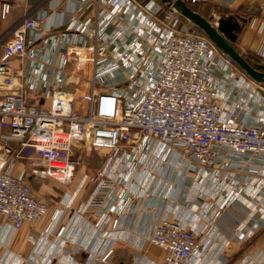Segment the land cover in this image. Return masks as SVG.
<instances>
[{"label":"built area","instance_id":"built-area-1","mask_svg":"<svg viewBox=\"0 0 264 264\" xmlns=\"http://www.w3.org/2000/svg\"><path fill=\"white\" fill-rule=\"evenodd\" d=\"M220 1L230 7L237 0ZM98 4L102 7L93 17L81 20L79 14L58 32L41 28L43 16L26 14L3 43L0 215L13 229L38 222L50 209L36 197L29 179L71 182L76 150L108 155L104 169L88 178L97 184L93 203L117 191L124 196L122 182L138 170L143 177L151 174L145 167L149 160L167 154L186 165L184 181L192 182L186 177L191 170L208 182L220 179V184L235 185L243 177L244 184H264V106L253 105L247 117L245 111L242 116L231 113L225 107L224 85L217 81L237 67L233 60L206 36L190 31L191 24L178 26V15L168 8L159 16L155 0ZM91 5V0H77V11L82 8L84 13ZM261 8L264 12V0ZM8 10L4 4L2 14ZM263 26L264 13L259 30ZM11 58L21 62L18 73L9 72ZM86 70L91 73L88 79L80 76ZM67 81L91 82L78 93L67 88ZM104 82L106 88H96ZM242 83L252 91L249 83ZM38 96L48 104L37 103ZM21 159L27 167L14 175L11 168ZM60 213L57 207L50 211L46 232ZM63 230L60 226L56 234L61 236ZM199 232L162 218L149 241L164 251L162 264H188L201 250ZM113 253L107 247L95 259L115 264ZM19 264L33 263L22 259Z\"/></svg>","mask_w":264,"mask_h":264},{"label":"crops","instance_id":"crops-1","mask_svg":"<svg viewBox=\"0 0 264 264\" xmlns=\"http://www.w3.org/2000/svg\"><path fill=\"white\" fill-rule=\"evenodd\" d=\"M91 2V7L80 13L77 0H0V56L3 43L24 15L43 16L41 28L58 32L79 14L81 20L93 17L102 5L99 0ZM211 2L216 6L215 17L233 15L240 23L244 21L235 42L237 48L264 59V26L262 30L258 27L264 13L263 0H237L230 7L220 0ZM4 4L9 10L2 14ZM252 20L256 23L251 24ZM8 67L9 72L18 73L21 62L11 58ZM80 76L88 79L90 70ZM36 102L47 105L48 99L38 96ZM87 155L89 159H85ZM167 156L169 169L162 159L149 160L152 163L145 167L151 174L143 177L140 170L136 171L130 181L121 183L124 196L117 191L99 203L91 201L97 184L88 178L104 169L106 157L92 159L87 153L78 161L77 173L69 183L31 177L36 197L45 200L50 211L57 207L61 213L48 232L45 228L50 211L38 222L23 223L19 229H13L0 215V264H19L22 259L33 264H100L95 256L107 247L113 248L115 264H162L164 251L149 241L155 223L162 218L200 231L197 239L201 250L188 264H264V184H258V180L246 186L230 182L224 188L220 179L199 180L191 170L186 171V177L192 182L184 181L186 165L179 164L176 155ZM27 164L24 159L15 161L12 173L19 175ZM240 185L245 190L238 193ZM60 226L64 230L58 236Z\"/></svg>","mask_w":264,"mask_h":264},{"label":"rangeland","instance_id":"rangeland-1","mask_svg":"<svg viewBox=\"0 0 264 264\" xmlns=\"http://www.w3.org/2000/svg\"><path fill=\"white\" fill-rule=\"evenodd\" d=\"M143 1L146 2L147 0H139V2H143ZM155 1L157 3H159V5H160V10L158 12V15L162 17L166 12V7L162 3H160L159 0H155ZM193 6H195V8H197L198 10L203 12L207 17H210L213 21L216 20V17L213 14V11H215L216 6L212 2L211 3L200 2L198 4H193ZM250 23H252V21ZM255 23H256V21H255ZM255 23H253V24H255ZM182 24L190 25L188 22H186L185 20H183L181 17L178 16V26H180ZM190 26H191L190 31H193L194 33H198L200 35H203L195 27H193L192 25H190ZM236 68H233L231 72L229 71L230 73L226 72L225 75L221 74L222 76L218 77L217 81H221L220 82L221 85H224L225 107H227V109H230L231 113L232 112L239 113L240 116H242L241 114H243L245 111L246 113L244 114V117H247V113L252 110L253 105L255 106L254 107L255 109H257V107H259L260 105L264 106V87L260 84L250 82L251 80H249L247 78V76H245V74L238 67H236ZM86 71H88V70H86ZM224 81H227V84ZM242 81L249 83L251 85V87L253 88L252 91H249V89H245L243 87ZM90 82L91 81H67L66 86L68 89L77 88L78 93H81V92L89 89ZM106 85H107V83L104 82L102 84L96 85V88L97 89H103V88H106ZM229 100H231V101H229ZM103 152L104 151H102V153ZM87 153H90L92 159H94V158L95 159H97V158L98 159L99 158L105 159V157L108 156V155H106V156L101 155L100 156L99 154H97V152L95 150H91V151H84V150L83 151L82 150L77 151L76 150V151H74L73 159H72L73 160V164H72L73 174L77 173L78 161L80 163V160L84 159V156ZM88 156L89 155H87V157L85 159H89ZM158 157L161 158L162 155H157V158ZM162 160H163V163H165L166 169H169L170 168L169 166L171 164L169 162V159H167L166 157H163ZM247 179L249 180V178H246V180ZM242 180H243V177H241L240 180H237L236 184L242 185L244 183ZM221 185H225V184L223 183ZM241 185H240V187H238V190H237L238 193L241 190H245L243 187H241ZM226 186L227 185H225L224 188H226ZM39 199H41V198H39Z\"/></svg>","mask_w":264,"mask_h":264},{"label":"water","instance_id":"water-1","mask_svg":"<svg viewBox=\"0 0 264 264\" xmlns=\"http://www.w3.org/2000/svg\"><path fill=\"white\" fill-rule=\"evenodd\" d=\"M159 2L197 28L223 54L232 59L249 80L264 87V64L251 61L234 46L244 21L240 23L233 15H219L213 21L192 8L186 0H159Z\"/></svg>","mask_w":264,"mask_h":264},{"label":"trees","instance_id":"trees-1","mask_svg":"<svg viewBox=\"0 0 264 264\" xmlns=\"http://www.w3.org/2000/svg\"><path fill=\"white\" fill-rule=\"evenodd\" d=\"M192 8H194L195 10L199 11L201 14H203L204 16H206L203 12H201L200 10H198L197 8H195V6H193V4L188 3ZM220 12V11H219ZM207 17V16H206ZM184 20V19H183ZM197 29V28H196ZM198 30V29H197ZM199 31V30H198ZM200 32V31H199ZM235 48H237V46L234 44ZM239 50V49H238ZM240 51V50H239ZM246 56H248L250 58L251 61L253 62H259V63H263L264 64V59H262L261 57H259L256 54H245Z\"/></svg>","mask_w":264,"mask_h":264}]
</instances>
